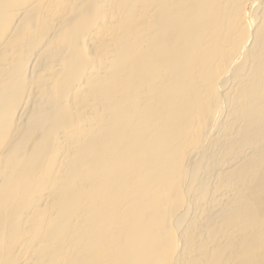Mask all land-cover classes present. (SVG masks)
Listing matches in <instances>:
<instances>
[{
    "label": "bare ground",
    "instance_id": "1",
    "mask_svg": "<svg viewBox=\"0 0 264 264\" xmlns=\"http://www.w3.org/2000/svg\"><path fill=\"white\" fill-rule=\"evenodd\" d=\"M0 264H264V0H0Z\"/></svg>",
    "mask_w": 264,
    "mask_h": 264
}]
</instances>
